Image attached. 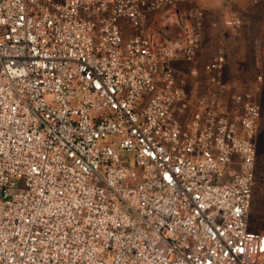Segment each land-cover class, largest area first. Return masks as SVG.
I'll use <instances>...</instances> for the list:
<instances>
[{
  "label": "built area",
  "instance_id": "2783aa9c",
  "mask_svg": "<svg viewBox=\"0 0 264 264\" xmlns=\"http://www.w3.org/2000/svg\"><path fill=\"white\" fill-rule=\"evenodd\" d=\"M190 2L0 0V264H264L263 75Z\"/></svg>",
  "mask_w": 264,
  "mask_h": 264
},
{
  "label": "rangeland",
  "instance_id": "374dc122",
  "mask_svg": "<svg viewBox=\"0 0 264 264\" xmlns=\"http://www.w3.org/2000/svg\"><path fill=\"white\" fill-rule=\"evenodd\" d=\"M263 20L262 15L255 16L250 23H244L236 30L230 29L224 23L218 27L208 24L205 28L206 42L202 58H209L218 46L223 45L228 50L225 72L227 80L235 79L239 84L245 85L253 83L257 74H262L264 80ZM260 103L253 202L249 211L250 225L252 229L258 230L264 228V81Z\"/></svg>",
  "mask_w": 264,
  "mask_h": 264
},
{
  "label": "crops",
  "instance_id": "0c3cea01",
  "mask_svg": "<svg viewBox=\"0 0 264 264\" xmlns=\"http://www.w3.org/2000/svg\"><path fill=\"white\" fill-rule=\"evenodd\" d=\"M196 6L203 10L202 20L205 28L208 27L210 23L217 27L220 24H225V19L230 16L240 17L242 19V24L250 23L251 20L258 15L264 17V0H191L189 7ZM263 23L264 20L262 21V24ZM229 28L232 30L237 29ZM258 53H260V51H258Z\"/></svg>",
  "mask_w": 264,
  "mask_h": 264
}]
</instances>
